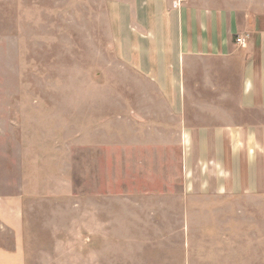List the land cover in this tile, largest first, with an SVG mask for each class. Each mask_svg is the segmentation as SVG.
I'll return each mask as SVG.
<instances>
[{
  "label": "rangeland",
  "instance_id": "obj_1",
  "mask_svg": "<svg viewBox=\"0 0 264 264\" xmlns=\"http://www.w3.org/2000/svg\"><path fill=\"white\" fill-rule=\"evenodd\" d=\"M105 1L0 0V264H264V206L186 191L180 127Z\"/></svg>",
  "mask_w": 264,
  "mask_h": 264
},
{
  "label": "crops",
  "instance_id": "obj_2",
  "mask_svg": "<svg viewBox=\"0 0 264 264\" xmlns=\"http://www.w3.org/2000/svg\"><path fill=\"white\" fill-rule=\"evenodd\" d=\"M174 2L106 0L113 43L180 127L186 191L264 206V15Z\"/></svg>",
  "mask_w": 264,
  "mask_h": 264
},
{
  "label": "built area",
  "instance_id": "obj_3",
  "mask_svg": "<svg viewBox=\"0 0 264 264\" xmlns=\"http://www.w3.org/2000/svg\"><path fill=\"white\" fill-rule=\"evenodd\" d=\"M236 45L240 48H246L248 45V36H241L236 39Z\"/></svg>",
  "mask_w": 264,
  "mask_h": 264
}]
</instances>
